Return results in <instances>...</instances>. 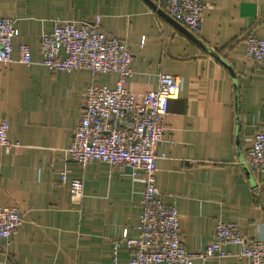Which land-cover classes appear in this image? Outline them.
I'll list each match as a JSON object with an SVG mask.
<instances>
[{"label":"crops","instance_id":"crops-1","mask_svg":"<svg viewBox=\"0 0 264 264\" xmlns=\"http://www.w3.org/2000/svg\"><path fill=\"white\" fill-rule=\"evenodd\" d=\"M198 35L166 20L154 0H0V17L18 30L13 63H0V121L15 147L0 148V208L15 207L22 226L0 264H126L131 252L114 243L135 238L143 184L125 168L69 162L65 149L82 114L90 85L115 88L117 76L88 71L52 72L40 65L39 41L57 23L93 24L115 36L133 56L125 88L157 89L160 74L182 79L169 102L166 131L156 149V185L174 206L184 247L202 253L216 221L236 224L247 241L264 239V183L247 165L254 136L264 126V70L245 57V39L264 37V0H203ZM29 46L32 64L17 62ZM67 181L81 179L80 206L69 201ZM229 256L193 264H245L236 245Z\"/></svg>","mask_w":264,"mask_h":264},{"label":"built area","instance_id":"built-area-1","mask_svg":"<svg viewBox=\"0 0 264 264\" xmlns=\"http://www.w3.org/2000/svg\"><path fill=\"white\" fill-rule=\"evenodd\" d=\"M155 6L192 35L202 26L203 0H154ZM18 37L15 20L0 17V63H13V41ZM40 65L52 72L88 71L91 74L117 76L116 86L90 85L82 100V114L72 132L65 156L81 168L100 163L131 169L134 181L143 184L140 214L135 238L125 231L115 242L114 253L121 244L131 252L126 264H193L198 259L224 258L229 254L226 245L240 248L245 264H264V239L247 241L234 223L217 220L211 244L202 253H191L184 247L180 234L179 215L174 206L164 203L156 185L158 156L156 149L166 131L165 118L170 101L179 98L182 79L160 74L157 89L143 94L130 93L125 88L132 75L133 56L125 41L106 36L100 28V18L93 24L62 22L43 34L39 41ZM17 60L21 65L32 64L29 46H17ZM245 57L264 70V37L245 39ZM9 125L0 121V148L15 147L8 139ZM247 165L259 183H264V126L254 136L247 155ZM60 183L67 184L69 201L80 206L83 197L81 179L67 181L60 173ZM22 217L15 207L0 208V240L6 245L22 226ZM111 264H120L115 255Z\"/></svg>","mask_w":264,"mask_h":264},{"label":"water","instance_id":"water-1","mask_svg":"<svg viewBox=\"0 0 264 264\" xmlns=\"http://www.w3.org/2000/svg\"><path fill=\"white\" fill-rule=\"evenodd\" d=\"M152 8L155 10V12L158 14V15H160L161 17H163V18H165L166 20H168V21H170L171 23H173L176 27H178L176 24H178V23H176L173 19H171L170 17H168L166 14H164L161 10H158L157 8H156V6L154 5V4H152ZM176 23V24H175ZM179 25V24H178ZM181 26V25H180ZM182 27V26H181ZM191 34V33H190ZM191 36H193V35H191ZM125 170L127 171V173H129V174H131V169L129 168V167H126L125 168Z\"/></svg>","mask_w":264,"mask_h":264}]
</instances>
